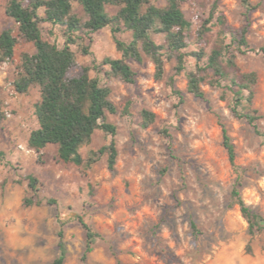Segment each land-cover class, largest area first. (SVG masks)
<instances>
[{
	"label": "rangeland",
	"instance_id": "rangeland-1",
	"mask_svg": "<svg viewBox=\"0 0 264 264\" xmlns=\"http://www.w3.org/2000/svg\"><path fill=\"white\" fill-rule=\"evenodd\" d=\"M214 0H185L182 8L191 22L184 69L177 72V60L165 58L164 75L154 76V64L143 54L142 62L129 59L135 71L133 83L105 78L104 57L117 58L115 38L132 40L130 30L121 26L113 32L106 25L81 34L70 44L76 64L69 75L82 66L90 76L110 88L116 112L107 114L114 124V135L96 130L90 143L80 147L87 158L91 150L114 139L117 158L113 169L104 154L90 166H76L55 159L56 146L48 145L37 153L27 147L30 131L37 127L33 103L38 88L28 94L14 91L22 52H34L32 42L18 39L11 62L0 65V264H49L57 255V231L63 230L66 245L64 264H80L85 231L76 216H81L99 236L86 264H264V231L250 240L247 222L237 205L228 206L230 188L242 174L241 195L254 210L264 215V140L245 120L231 110V93L223 82L214 87L201 84L204 97L187 91L186 73L196 68L193 52H205L214 45L218 25L215 18L203 37L198 34L202 19L208 16ZM7 0H0V31L17 36L16 22L5 13ZM163 6L165 0H153ZM249 11L241 0H218V12L234 29L247 26L248 48L236 53L241 72L255 71L252 107L257 123L264 129V0H249ZM107 5L111 15L118 10ZM74 12L83 17L74 3ZM42 14V9L39 10ZM42 37L62 46L65 37L60 27L41 22ZM157 44L164 36L152 33ZM234 47V45L232 46ZM164 51V50H163ZM179 90L182 100L174 92ZM155 114L148 127L141 125V110ZM224 126L235 149L236 170L222 144ZM41 154V160L37 156ZM27 175L37 178L34 200L39 205L23 206L32 196ZM192 223L194 227H192ZM250 240L251 251H246Z\"/></svg>",
	"mask_w": 264,
	"mask_h": 264
},
{
	"label": "trees",
	"instance_id": "trees-1",
	"mask_svg": "<svg viewBox=\"0 0 264 264\" xmlns=\"http://www.w3.org/2000/svg\"><path fill=\"white\" fill-rule=\"evenodd\" d=\"M184 1L165 0L163 6H158L153 0H7L5 13L16 22L18 32L14 36L8 29L0 31V65L12 61L19 38L32 42L34 46V52L20 54V63L11 82L14 91L21 95L28 94L32 87L38 88L39 96L33 103L37 127L30 131L27 147L39 153L46 146L54 145L55 159L58 162L87 167L106 154L107 167L113 169L117 158L114 139L97 150H91L86 159L80 153V147L90 143L96 130L115 134L116 127L107 120V114L115 113L116 106L109 98L110 88L101 85L96 77L90 76L89 66L84 65L77 74L69 75V70L76 64L70 44L75 43V38L81 34L93 33L106 25L111 26L114 33L123 26L131 31L132 40L123 43L115 38L120 57L102 59L101 64L107 66L103 70L105 78L115 77L123 82L133 83L136 73L128 60L142 62L145 54L154 64L155 78L161 79L165 72V58H170L172 54L177 60L176 71L184 69V54L181 50L188 45V32L191 28V22L182 8ZM241 2L248 11L253 8L249 0ZM74 3L80 7L83 17L74 12ZM107 5L119 8L109 15L106 12ZM40 9L42 14L39 13ZM213 18L218 25L214 45L209 52L202 49L193 52L196 68L186 73L187 91L195 97L203 98V82L214 87H221L224 82L231 93L232 114L245 120L264 140V129L257 123L259 115L252 107L257 74L255 71L241 72L236 64L235 51L242 53L245 51L243 47H249L246 40L247 26L239 29L229 26L225 16L218 12V0H214L208 16L202 19L197 29L200 37L210 30L208 24ZM41 22L60 27L65 37L62 46L42 37ZM152 33L163 34L165 43L157 44L151 37ZM260 50L264 56V47ZM165 51L171 52V55ZM174 92L182 100L181 92ZM140 114L143 127H148L155 120V114L148 109H142ZM4 117L0 106V120ZM221 132L229 163L238 170L231 137L224 126ZM37 160L42 161L41 154L37 156ZM26 179L33 195L24 197L22 205H39L41 201L33 198L37 192V178L27 175ZM242 179V174L236 175L230 188L228 206H238L241 216L247 222V232L252 240L264 231V215L244 201L240 190ZM76 218L85 231L80 264H86L88 253L93 250L99 234L81 216ZM250 240L246 245L247 252L251 251ZM57 249V255L49 264H64L66 245L62 228L57 231ZM116 264L122 262L116 259Z\"/></svg>",
	"mask_w": 264,
	"mask_h": 264
}]
</instances>
